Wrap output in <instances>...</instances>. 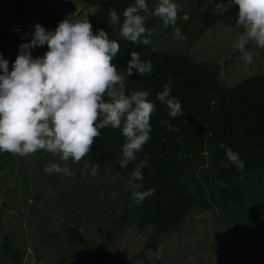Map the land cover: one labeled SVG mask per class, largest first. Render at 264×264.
I'll list each match as a JSON object with an SVG mask.
<instances>
[{"label": "rangeland", "instance_id": "obj_1", "mask_svg": "<svg viewBox=\"0 0 264 264\" xmlns=\"http://www.w3.org/2000/svg\"><path fill=\"white\" fill-rule=\"evenodd\" d=\"M101 1L0 0V26L23 33L33 32L36 24L54 30L51 11L62 13L63 19L73 16L77 20H89ZM174 2L185 21L194 11H215V4H228V0ZM147 3L154 10L158 0H147ZM229 9L237 19L238 6ZM147 17L144 26L151 33L148 38L153 50L187 55L198 63L217 68L219 82L228 88L264 74V49L249 44L253 54V62L249 64L233 47L242 34L237 27L218 23L199 35V25L190 24L186 33L181 29L186 39L177 40L173 28L165 27L151 11ZM46 51L47 47H39L31 54L37 57ZM0 54L9 61L11 70L18 47H0ZM4 153H0V264H11L9 258L15 254L22 256V264H93L90 248L69 242V229H79L93 246L103 242L105 233L123 217L126 220L122 229L101 256V262L145 264L138 255L144 251L150 231L138 230V213L129 199L128 184L112 166L89 157L80 162L74 163L71 159L65 162L42 150L23 158L13 154V161L8 162L4 160ZM85 161L99 164L97 175L88 174L90 168L85 169ZM50 162L68 167L76 174H47L44 169ZM258 184L264 193V178H259ZM5 237L10 239L11 252L6 253L2 248ZM144 255L153 264H264V220L230 211L209 213L196 207L188 213L177 233L159 242L157 252L145 250Z\"/></svg>", "mask_w": 264, "mask_h": 264}, {"label": "trees", "instance_id": "obj_2", "mask_svg": "<svg viewBox=\"0 0 264 264\" xmlns=\"http://www.w3.org/2000/svg\"><path fill=\"white\" fill-rule=\"evenodd\" d=\"M97 4V10L88 21L94 34L103 29L110 40L119 43L120 50L113 63L117 65L118 74L126 79V91H149L148 99L156 105L150 119V140L137 153L138 160L145 155L149 157L142 169L144 179L138 181L142 183L140 190L155 188V192L139 205L131 198L130 189L128 193L138 213V230L142 233L150 231L144 251L157 252L159 242L177 233L185 224L188 213L196 207L209 213L230 211L248 214L263 221L264 193L258 181L264 178V74L246 79L235 88H228L219 82L217 68L198 63L187 55L161 53L149 44H136L122 37L119 23H108L109 10L115 9L122 23L123 11L133 5L134 0H102ZM51 14L55 19V29L63 20V15L53 11ZM236 20L229 8L224 13L194 11L187 21L184 14L178 13L176 27L186 33L190 24H198L197 33L203 35L221 23L237 27L243 33ZM31 33L27 32L28 39L22 40L25 33L2 25L0 47H18L28 43ZM131 51L137 52L142 60L151 61L150 73L141 76L133 70V74L127 76ZM169 80L172 88L170 95L179 99L184 112L182 117H169L167 107L156 99L157 93L163 91ZM162 120L169 121L170 127L162 125ZM99 131L101 135L93 138L90 154L86 157L109 164L127 183L135 162L129 163L126 168H121L119 164L125 142L121 130L109 127ZM220 144L240 154L245 163L243 171H238L234 165L225 167L228 162ZM12 155L5 152L4 160L13 161ZM1 217L0 207V221ZM125 220L123 217L115 221L105 233L103 242L96 245L91 246L76 228L69 229L68 240L80 247L90 248L93 264H102L101 256L106 254ZM2 248L6 253L11 252L8 237H5ZM144 251L139 253L138 258L145 264H153ZM22 260L20 254L9 258L11 264H22Z\"/></svg>", "mask_w": 264, "mask_h": 264}, {"label": "clouds", "instance_id": "obj_3", "mask_svg": "<svg viewBox=\"0 0 264 264\" xmlns=\"http://www.w3.org/2000/svg\"><path fill=\"white\" fill-rule=\"evenodd\" d=\"M233 5L238 6L236 25L244 30L233 47L251 64L253 54L247 46L254 44L264 49V0H228L227 5L215 4L214 10L224 13ZM150 11L165 27L173 28L174 38L186 39L176 27L178 5L174 0H158L154 10L149 9L147 0H134L122 13L120 35L130 42L148 45L151 33L144 25ZM109 16L108 23H120L115 9L109 10ZM28 35L25 33L21 39H28ZM43 46H47V51L33 57L32 50ZM119 50V43L110 40L103 29L94 34L88 19L66 16L54 30L34 25L30 41L18 46L11 70L9 61L0 54V153L23 158L42 150L75 163L90 154L93 138L101 135L100 129H120L125 142L119 164L126 168L135 162L127 181L131 198L139 205L152 196L155 188L141 191L142 183H138L144 179L142 169L149 157L138 160L137 153L150 140V119L156 105L148 99L149 91H126L125 78L113 63ZM130 57L127 76L133 70L141 76L152 71L151 61L142 60L137 52L131 51ZM170 84L171 80L156 99L167 107L169 117H182L181 103L170 95ZM161 124L170 127L169 121L162 120ZM219 147L225 150V167L234 165L238 171L244 170L245 163L238 152L224 144ZM84 167L90 168L91 176L100 170L99 164L90 161H85ZM44 171L64 176L76 174L54 162Z\"/></svg>", "mask_w": 264, "mask_h": 264}]
</instances>
